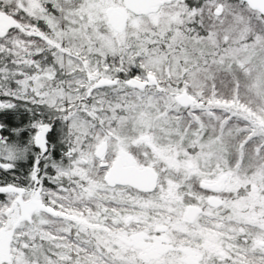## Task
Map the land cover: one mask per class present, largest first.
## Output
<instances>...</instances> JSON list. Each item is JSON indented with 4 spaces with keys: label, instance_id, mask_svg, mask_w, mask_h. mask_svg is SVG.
Returning a JSON list of instances; mask_svg holds the SVG:
<instances>
[{
    "label": "snow or ice",
    "instance_id": "obj_1",
    "mask_svg": "<svg viewBox=\"0 0 264 264\" xmlns=\"http://www.w3.org/2000/svg\"><path fill=\"white\" fill-rule=\"evenodd\" d=\"M0 264H264V0H0Z\"/></svg>",
    "mask_w": 264,
    "mask_h": 264
}]
</instances>
